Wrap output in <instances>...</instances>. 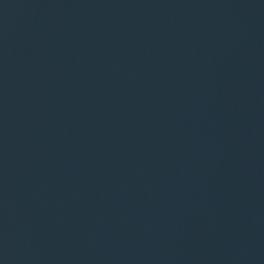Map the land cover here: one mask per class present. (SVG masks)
Returning <instances> with one entry per match:
<instances>
[{
    "label": "water",
    "instance_id": "water-1",
    "mask_svg": "<svg viewBox=\"0 0 264 264\" xmlns=\"http://www.w3.org/2000/svg\"><path fill=\"white\" fill-rule=\"evenodd\" d=\"M0 264H264V0H0Z\"/></svg>",
    "mask_w": 264,
    "mask_h": 264
}]
</instances>
